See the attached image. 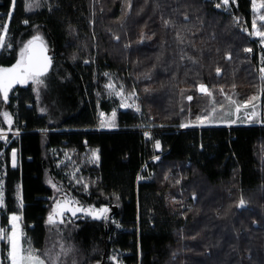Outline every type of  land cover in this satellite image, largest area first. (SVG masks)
<instances>
[{
	"label": "trees",
	"instance_id": "trees-1",
	"mask_svg": "<svg viewBox=\"0 0 264 264\" xmlns=\"http://www.w3.org/2000/svg\"><path fill=\"white\" fill-rule=\"evenodd\" d=\"M253 2L0 0V69L37 34L56 50L38 90L28 78L9 103L0 93V125L20 134L0 141V228L20 215L24 246L46 264H264V127L182 128L259 100ZM111 80L139 111L121 108ZM101 113L116 130L100 129ZM66 192L118 211L49 223Z\"/></svg>",
	"mask_w": 264,
	"mask_h": 264
},
{
	"label": "rangeland",
	"instance_id": "rangeland-1",
	"mask_svg": "<svg viewBox=\"0 0 264 264\" xmlns=\"http://www.w3.org/2000/svg\"><path fill=\"white\" fill-rule=\"evenodd\" d=\"M232 1L235 0H229V3L226 6H229L231 4ZM253 8H254V13H255V17L253 20V24L256 25L255 28H252L251 30H249V33L252 36V39L255 40L256 42H258V45L261 48V53H264V37H260L258 36L256 33L257 31H264V20H261L260 17L264 16V3L263 1L260 0H254L253 2ZM37 36H39L40 38H42L41 34H37ZM25 50V48L23 49ZM24 56H25V51H24ZM21 58V56H20ZM260 65H264V56L260 55ZM259 78L261 81V88H260V97L259 100L254 103L255 104V108L252 107L251 104H249V106L247 108L244 107L245 103H235V106L230 110V112H227L225 115L222 116H216L215 114L211 115L210 117L207 118H203L200 122L198 123H194V122H189L186 125H183L182 128H191V127H199V128H203V127H220V126H264V78L261 77L260 75V71H259ZM40 81H42V79L36 78ZM30 81V83H32L33 87L38 90L42 84H38L35 82L34 79L29 78L28 79ZM111 85V86H110ZM201 86V85H200ZM200 86L198 87V90L200 93L202 94H206V92H202L200 90ZM207 88V93L209 92V89L206 85H204ZM124 88H118L117 84L111 80L108 83V90H110L112 92V94L119 99L120 101V105L121 108L123 110H128L130 108H135L137 111L138 110V104L136 102L137 96L135 93H126L123 90ZM191 100V99H189ZM237 108H239V111H237ZM255 111L257 113L256 116H251V112ZM101 130H116V127H114L111 123L114 120V115L111 114L109 116H106L103 113V116H101ZM180 128V129H182ZM156 130L154 125H150L148 127H146V129L144 130L146 134H152L153 131ZM0 131L1 132H5L7 135L2 136L3 139H0V141H6L7 138L11 135L13 137H16L19 134L18 131H8L6 129H4L1 125H0ZM9 133V134H8ZM161 146L159 147L158 151L161 152ZM16 153V165L15 167H17L20 163V157H19V153L18 151L15 150ZM1 152H0V156H1ZM159 158V156H156L153 160H157ZM70 159L65 155V157H63V159L61 160L60 165L65 164L66 162H68ZM90 160L92 161V164H98V160L94 159V158H90ZM78 169L74 170V175L77 174ZM143 175H141L139 177V180H145ZM149 178V177H147ZM194 198V197H193ZM4 201H5V192H4V183L2 181V179L0 178V212L1 210L4 209ZM69 202L76 204L77 202L70 198L68 199ZM58 207V203L55 204V211ZM93 210H97L95 208H92ZM1 215V213H0ZM16 216L18 217L17 220L13 221L12 217ZM80 219V218H79ZM84 219V218H83ZM69 222H71L72 219H68ZM78 220V219H77ZM76 221V220H75ZM13 226H15V231L17 232L18 236L20 237V243H21V247L22 248H26L23 244V237H24V230H23V221H22V217L20 215H11L9 218V224L7 227H1L0 230H6L7 234H11L12 230H13ZM1 243V250H0V264H11V261L7 259V253L9 251V242L7 240H3L0 241ZM34 255L39 256L38 253L36 251H33ZM40 257V256H39ZM41 258V257H40ZM43 259V258H41ZM44 260V259H43ZM115 261H118L117 257L115 259ZM46 264V262H45Z\"/></svg>",
	"mask_w": 264,
	"mask_h": 264
},
{
	"label": "snow or ice",
	"instance_id": "snow-or-ice-1",
	"mask_svg": "<svg viewBox=\"0 0 264 264\" xmlns=\"http://www.w3.org/2000/svg\"><path fill=\"white\" fill-rule=\"evenodd\" d=\"M229 3V0H222L223 5H227ZM15 4V0H13V5ZM218 8L221 7V4L216 5ZM29 8H31V5H29ZM261 20H264V16L260 17ZM167 23V22H166ZM3 27V34H0V48L8 46L10 47V44H6V34H7V26L3 25L0 26ZM256 25L253 24V28H255ZM260 37H264V31H257L256 33ZM34 40H39L40 37H34ZM33 41H29V45H31ZM28 48V45L25 46V50H22L21 52V58L17 61V63L12 68L7 69H0V93H3V99L6 102L8 99V89L11 87L13 83H20L24 82L28 78H32L35 80L36 83L42 84V81L36 79V77L44 75V73L47 70V65H38V63L34 60L32 56H28L27 60L24 56V51H26ZM245 51L250 52L251 49H245ZM219 72V69L217 70ZM264 71V69H262ZM111 86V85H110ZM200 90L202 92L207 93V88L204 85L200 86ZM211 95V93H208ZM188 99H191L189 97ZM257 99V97H252L250 101L246 102L244 107L247 108L249 104L252 105L253 108H255L254 101ZM237 111H239V108H237ZM115 115V114H113ZM257 113L255 111L251 112V116H256ZM101 116H103V113H101ZM5 119L8 121L9 124H11V118L9 117L8 113H4ZM0 139H3L2 136H0ZM160 145L159 142L156 143V148L159 149ZM16 153L15 151L12 152V166L15 167L16 165ZM92 158L98 160V155L96 152L92 153ZM245 205V201L243 199L240 200L237 207H243ZM81 209H76V211H80ZM89 214H92V210H85ZM100 214L96 215L95 218L99 219L101 218V215L103 213H106L107 209H100ZM53 215H50L48 220L49 223H55V220L53 218ZM63 215V213H61ZM73 215H75V212H73ZM106 218V217H105ZM13 221L17 220L18 217L13 216ZM63 222V221H61ZM7 240L9 242V251L7 253V259L11 261V264H45V261L41 259L39 256L34 255V252L30 248H22L20 243V237L18 236L17 232L15 231V226H13V230L11 234H7L6 230H0V241ZM112 259L115 261L116 257H112Z\"/></svg>",
	"mask_w": 264,
	"mask_h": 264
},
{
	"label": "water",
	"instance_id": "water-1",
	"mask_svg": "<svg viewBox=\"0 0 264 264\" xmlns=\"http://www.w3.org/2000/svg\"><path fill=\"white\" fill-rule=\"evenodd\" d=\"M55 52H56L55 49L51 51L43 41L35 40L31 45H28L25 59L27 60L28 56H32L34 60L38 63V65H47V70L44 73V75L39 76V78H44L49 76L52 71L53 68L52 55L55 54ZM20 83H13L11 87L8 89V99L6 101L7 103H9L8 100L10 94L15 89V87ZM71 196H72L71 193L66 192L63 196L60 197L58 201V207L54 212L55 215L53 216L55 223L57 222L64 223L66 221V218H70L72 220H77L79 218H89L93 221L109 220L118 211V206H105L101 209H107L108 211L106 213H103L101 215V218L97 219L95 218V216L100 214L99 210L93 211L92 209L86 208L83 204H77V205L73 204L68 201V199H70ZM78 208L81 210L76 211V209ZM85 210H92V214H89ZM73 212H75V215H73ZM61 213H63V215H61Z\"/></svg>",
	"mask_w": 264,
	"mask_h": 264
},
{
	"label": "built area",
	"instance_id": "built-area-1",
	"mask_svg": "<svg viewBox=\"0 0 264 264\" xmlns=\"http://www.w3.org/2000/svg\"><path fill=\"white\" fill-rule=\"evenodd\" d=\"M249 54L252 55V52L250 51ZM262 69H264V65H261V66H260V69H259V70H260V75H261V77L264 78V71H262ZM260 127H264V126H260ZM8 134H9V133H8ZM5 135H7L5 132H1V131H0V136H5ZM146 137L149 138V137H150V134H146Z\"/></svg>",
	"mask_w": 264,
	"mask_h": 264
}]
</instances>
